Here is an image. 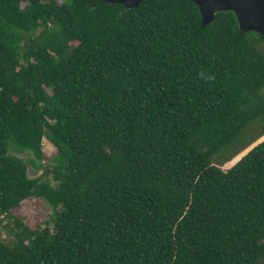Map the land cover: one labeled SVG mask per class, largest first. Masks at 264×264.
Here are the masks:
<instances>
[{
    "label": "trees",
    "instance_id": "1",
    "mask_svg": "<svg viewBox=\"0 0 264 264\" xmlns=\"http://www.w3.org/2000/svg\"><path fill=\"white\" fill-rule=\"evenodd\" d=\"M109 1L0 0V264H264V37Z\"/></svg>",
    "mask_w": 264,
    "mask_h": 264
},
{
    "label": "water",
    "instance_id": "2",
    "mask_svg": "<svg viewBox=\"0 0 264 264\" xmlns=\"http://www.w3.org/2000/svg\"><path fill=\"white\" fill-rule=\"evenodd\" d=\"M148 0H110L127 9L136 7ZM199 10L201 26L213 21L214 15L221 11H231L241 32H255L264 37V0H190Z\"/></svg>",
    "mask_w": 264,
    "mask_h": 264
},
{
    "label": "rangeland",
    "instance_id": "3",
    "mask_svg": "<svg viewBox=\"0 0 264 264\" xmlns=\"http://www.w3.org/2000/svg\"><path fill=\"white\" fill-rule=\"evenodd\" d=\"M56 1L61 2L62 0H56ZM262 138L264 139V136ZM260 141H262V139H260L258 142ZM42 150L44 153V158L42 163L45 165L49 163L50 158L54 155L55 148L48 141L43 139ZM21 157L26 161L28 156L22 155ZM236 160L237 157L231 162L226 163L222 167V169L223 170L229 169L234 165ZM26 164H27V174L29 178H35L41 174L42 170L33 171L31 166L27 162ZM51 213L52 210L46 205V202L39 198L27 199L23 201L18 208L12 211L13 216L20 219L25 225H27V227H29L32 230H40L45 227L51 229L52 225L49 222ZM0 240L6 242L10 240V236L6 233V231L2 227L0 228Z\"/></svg>",
    "mask_w": 264,
    "mask_h": 264
}]
</instances>
